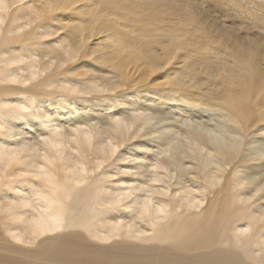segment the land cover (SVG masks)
<instances>
[{
    "label": "bare ground",
    "instance_id": "6f19581e",
    "mask_svg": "<svg viewBox=\"0 0 264 264\" xmlns=\"http://www.w3.org/2000/svg\"><path fill=\"white\" fill-rule=\"evenodd\" d=\"M226 1L259 39L222 43L185 0H92L130 53L100 48L132 92L128 111L111 104L98 76L36 81L47 53L39 32L0 12V253H11L0 264H31L20 253L56 264H264V0ZM64 25L75 49L87 44L86 28ZM156 48L180 55L190 72L224 73L217 124L186 105L200 93L191 77L152 78Z\"/></svg>",
    "mask_w": 264,
    "mask_h": 264
},
{
    "label": "rangeland",
    "instance_id": "374dc122",
    "mask_svg": "<svg viewBox=\"0 0 264 264\" xmlns=\"http://www.w3.org/2000/svg\"><path fill=\"white\" fill-rule=\"evenodd\" d=\"M68 1H67L68 3H63L64 0H18V1L17 0H11L10 7L7 8V10L0 9V12L3 13L6 17L8 15L9 19L13 18V17L20 18V21H23L24 23L27 22L26 23L27 24V28L31 29V28L36 27L34 29H36V31L39 32L38 33L39 37H38L36 43L40 44L41 46L43 45L42 47H45L47 49V53L40 55V58H42V60H44V62H45V67L40 71V73L36 77V79H35L36 81L41 80V79L46 78V77L48 78V76L50 77L51 75H57L56 76V78H57V77H59V76H61L63 74L61 79L70 78L72 80L73 85H75V84L79 83V80H82L83 82H86L85 79L87 78V81L90 82V84H96L97 83V85L100 86V82H101V87H103V88H104V85L106 84L105 88H104L106 91H104V93L107 94L108 96H110V98H114L115 99V97H117L119 95L120 91L121 92L122 91H126L128 89L127 87H129V86L126 85V87H125L126 89H125L124 88L125 84L123 83L122 78L120 77V79H119L118 75L113 73L111 67H109L108 64L106 66V63L104 64V62L100 59V57L102 56L101 53H100V48H104V46H105V49H107V50H117L118 51V49H119V51H122V52H120V54H122V55L124 54V56L125 55L129 56L130 53L127 51L126 48L123 49V50L120 49L121 46L117 44V41H116L114 35H111L110 31H109V33H110L109 34L108 31L103 29L104 18L102 16L103 13H99L98 12V10L100 9L99 4H96L95 2H92V0H88V3H86L87 0H68ZM71 1H72V3H71ZM181 1H183V0H181ZM185 1H187V3L191 4L192 10L195 12L197 17L200 20H202V24L204 26H207L208 28H212V27H210V25H212V26H214L216 28V29L212 28V29H214L213 32H215V35H216V37L218 39L220 38L219 40H221L222 43H227L228 44V42H230L234 38L236 39V36L238 37L237 40H242V41H245L246 38H247V42L249 41V39H253V38L254 39H259V34H258L257 30L252 27V23L249 22L248 24H246L242 20L237 19L235 17L236 11L233 10L234 5L229 4L226 0H185ZM60 4H61V6H60ZM72 7H73V9H72ZM66 9H67V11H66ZM70 13L72 15H70ZM99 19H101V20L98 21ZM90 21H92L93 23L90 22ZM68 23L76 25V26H80L79 29L84 27V28H86L85 31H87V32L89 31L88 34L86 32L87 40H86L85 43L89 44L90 47L86 44L80 50L78 49L79 50L78 51L77 49L74 48V46L71 45L72 44L71 42L74 41L73 40V34L75 32L73 30L69 29L68 26L66 28V26L64 24H68ZM3 25L4 26L6 25L5 21L3 22ZM62 25H64V26L62 27ZM85 25H87V26H85ZM99 25H100V27H99ZM101 28H102L103 31L101 30ZM217 29L219 31H217ZM98 30H99V32H98ZM88 36H90V37H88ZM226 36L228 38H226ZM92 37L94 39H92ZM243 38L245 40H243ZM111 39H112V41H111ZM71 47H72V49H71ZM84 47L85 48L87 47L86 48L87 52L84 51L85 50ZM160 49L161 48H156L155 52H157V53L154 52V56H155V58H157V59H155L156 62L157 63H158V61L160 62V64L158 63L159 66L158 67L156 66L158 70L154 66V65H156V62L153 63L154 64L153 66H152V63L149 64V66H150V69L152 67H155L154 71H153L154 74L157 73L158 75L161 76L165 72L164 73L165 76L157 77L158 75H156V74L154 75L153 74L152 78H154V76L157 77L158 81L156 80V82H162V85H163V84H166V83H170L172 79H173L172 81H176L177 78L180 79V78H182L184 76H185V79L187 81H190L189 77H191L192 80L190 81V85H192L193 87L196 86L195 88H192V89L194 91L196 90L197 92H200V93H198L199 94V95H197L198 97L189 96V97L193 98L194 101H191L190 104H186V105L187 106L189 105L191 108L193 106L194 107V108H192L193 112L195 111V109H196V111L198 110L197 112L195 111L194 113L195 114L199 113V114H197L198 116H203L204 117L203 120H205V117H207L206 119H208V117H209L210 121H212V122H210L211 124L213 123L214 120H215L214 124H217L218 123V119L216 117H214V115L212 116V112H213L212 110H214L213 108H215L214 112L217 111L216 107H213V103H216L219 100V97H220V94H221V90L229 87V84H227L226 81H225L224 73L222 71L206 72L205 70H198L197 71L198 73L197 72H190L187 69V67L184 66L185 62L182 61V59L180 58V55H178L176 53L174 54L171 51H168V54H167V52L166 53L164 52L165 51L164 49H162L164 51H161ZM69 50H70L71 53L69 52ZM72 51H74L75 54ZM92 52L94 54H92ZM163 52L165 54H167V56H165V54H163ZM68 54H69V56H68ZM72 54H73L74 58L71 57ZM89 54H90V56H89ZM44 56H46V57L44 58ZM62 56H63V59H62ZM170 57L172 58L171 61L169 60ZM58 58H60L61 60L60 59L58 60ZM95 58H97V59L95 60ZM159 58H160L161 61L159 60ZM178 58H180V59H178ZM98 59H100V60H98ZM148 63L149 62H147V64ZM147 64H146V66H147ZM100 65H102V66H100ZM179 67H181V68L184 67L183 68L184 71L181 68L179 70ZM147 68H148V66H147ZM150 69L148 68L147 70H150ZM66 70H68V71H66ZM129 70H128V74H129L130 77L137 78V79L139 78L138 77L139 74L137 72H135V71H134V73L131 72V71H133L132 68H130ZM171 70H173L174 72L171 71ZM150 71H148V72H150ZM156 71H158V72H156ZM107 74L108 75L111 74V75H109V77H108ZM135 74H137V77L135 76ZM220 74H222V75H220ZM190 75H192V76H190ZM194 75H196L197 78ZM94 76L95 77L98 76V80H95V79H97V77L95 78ZM115 76H117L118 79ZM89 77H90V79H89ZM164 77H166L168 79H166ZM101 78H104L105 80L101 79ZM213 78H215V79H213ZM110 79L113 82L112 84L110 82ZM218 79H219V81H218ZM222 79H224V80H222ZM91 80H92V82H91ZM94 80L97 81V82L93 83V82H95ZM107 80H109V81H107ZM114 80L115 81L119 80V81H117V83H116ZM168 81H170V82H168ZM223 81H225L224 84L222 83ZM88 82H86V83H88ZM205 82H207V84ZM144 83L145 84L141 83L142 87L146 86L147 82H144ZM214 83H216L217 85L214 84ZM194 84H196V85H194ZM210 84H212V85H210ZM138 85L141 86L140 83L137 84V85L136 84L132 85L133 87L131 88V91H135L136 89H139ZM213 85H214V87H213ZM199 88H201V89H199ZM198 89H199V91H198ZM205 89H206V91H205ZM219 89H220V94H219ZM201 90H203V91L201 92ZM112 92H113V94H112ZM148 92H152V91H148ZM205 92H207V93L203 94ZM201 93L203 95H209L208 97L212 96L214 99L209 101V103H208V101L206 103V101H204V99L201 98V96H202ZM130 94H132V92H127L126 91L125 92V96H120V97L118 96L117 99H116V102H115L114 99L110 100V102H111L112 105L113 104H115V105L119 104V106L117 105V107H115L116 109H124L125 108L124 110H126L127 108L132 106L130 104V102H127V104H129V105H126V103L124 104L125 97L128 98L127 96L130 95ZM216 96H217V98H216ZM118 98L123 99V100L122 101L120 100L121 102H119ZM148 103H149V105H148ZM148 103H147V108H148L147 110L150 113L152 111L154 112V110H156V108H158V106H156L157 104L151 103L149 101H148ZM199 104H201V105L199 106ZM206 104H207V108H206ZM195 105H196V107L198 105L201 108L197 109L199 107L196 108ZM122 106H124V107H122ZM209 106H212V107H209ZM115 108H114V110L110 109L109 111L110 112H114ZM204 108L206 109V111H205ZM199 110H201V111H199ZM210 110H211V112H210ZM127 111H128V109H127ZM116 112H117L118 115L124 116L122 110H116ZM205 112L207 114H210V115H206V114L204 115ZM213 118H214V120H213ZM2 205L3 204H1V206ZM3 207H5V206L3 205ZM2 211H4V210L2 209ZM3 214H5V213H3ZM9 241L17 248H21L22 247L20 245L21 243L19 244L18 242H16L11 237H9ZM0 254H11V253H8V252L5 251V252H1ZM14 255H16V254H14ZM16 257H17V259L27 261V262H29L31 264H56L53 261L55 259L53 257H46L47 259H41V258H36V257L30 256V254L28 256H26L23 253H20ZM48 259H50V260H48Z\"/></svg>",
    "mask_w": 264,
    "mask_h": 264
},
{
    "label": "snow or ice",
    "instance_id": "6c2138e0",
    "mask_svg": "<svg viewBox=\"0 0 264 264\" xmlns=\"http://www.w3.org/2000/svg\"><path fill=\"white\" fill-rule=\"evenodd\" d=\"M206 103H207V101H206ZM205 114H207V113H205ZM152 147H155V145H152ZM147 154L150 155V156L153 155V153H151V151H149ZM259 163H260L262 166H264V157H261ZM127 175H129V176H134V174H127Z\"/></svg>",
    "mask_w": 264,
    "mask_h": 264
}]
</instances>
